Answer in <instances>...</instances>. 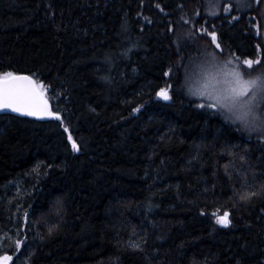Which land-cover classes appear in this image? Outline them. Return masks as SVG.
<instances>
[{"label": "trees", "instance_id": "trees-1", "mask_svg": "<svg viewBox=\"0 0 264 264\" xmlns=\"http://www.w3.org/2000/svg\"><path fill=\"white\" fill-rule=\"evenodd\" d=\"M255 5L210 18L206 0H0V73L34 76L62 117L0 113L7 264H264V142L183 87L198 45L214 49L206 33L182 45L190 32L259 56Z\"/></svg>", "mask_w": 264, "mask_h": 264}, {"label": "snow or ice", "instance_id": "snow-or-ice-1", "mask_svg": "<svg viewBox=\"0 0 264 264\" xmlns=\"http://www.w3.org/2000/svg\"><path fill=\"white\" fill-rule=\"evenodd\" d=\"M230 8L231 5H227L224 11L227 12ZM169 30L171 31V29ZM200 33H206L207 36L211 37L214 49L206 53L199 67L215 68L216 84L223 80L229 87L205 85L203 88L194 89L191 86L192 74L186 68L183 87L187 89V95L197 97L202 101L198 107L220 111L224 114V119L233 122L239 121L249 133L264 132V117L259 112L261 106H264V73L251 78L245 76V72L253 68L254 62L251 59L243 60L242 64L236 63L233 57L221 60L219 57L223 55V48L215 31L208 32L206 28H201L199 33L190 32L186 35L195 36ZM255 63L259 64L260 61ZM164 74L168 75V73ZM169 88L170 86L160 88L156 95L164 101H170L172 96ZM5 109L32 117H49L62 122L60 113L53 111L48 100L45 99L43 84L37 83L32 75L18 74L13 71L0 73V110ZM139 110V107L133 109L134 112ZM64 131L67 132L68 129L65 128ZM67 138L71 142L72 149L77 152L80 151V145L73 139L71 133L68 134ZM250 195L254 194L242 195L240 199L246 200ZM228 217L229 213L225 212L223 216L217 217V223L227 226L231 223ZM25 218H27V213H25ZM16 243L19 245L21 242L16 241ZM139 246V244L134 245L137 248ZM11 259L12 257L8 255L0 256V261H3L4 264H7Z\"/></svg>", "mask_w": 264, "mask_h": 264}, {"label": "rangeland", "instance_id": "rangeland-1", "mask_svg": "<svg viewBox=\"0 0 264 264\" xmlns=\"http://www.w3.org/2000/svg\"><path fill=\"white\" fill-rule=\"evenodd\" d=\"M256 3L257 5H255L258 10L259 13L261 15V20H260V24L257 27L258 28V33L260 35V41H261V46L259 48V56L253 60L254 64H253V68L250 71H246L245 72V76L246 77H255L260 73H264V0H206V14L210 17V18H216L218 17L221 13H229L233 8L238 9L239 11L245 12L246 10H249L250 8H252V5ZM234 4V5H233ZM227 5H231V8L229 11L225 12L224 8ZM215 13V14H213ZM198 40L196 37H189L187 39H183L182 40V45L186 44V43H196ZM213 51V49H205L202 48L199 50V45L197 47V49L195 50V52L197 53L196 55H194L195 57L192 58L186 65L185 69L187 68L188 71L192 74V81H191V86L195 89V88H203L205 87V85L208 86H217V87H221V88H227L229 87V85L227 83H224L223 80H221V82L219 84H216V69L213 67H208L205 66L203 68L199 67V65L201 64V62L204 59V56L206 55V53ZM219 52V51H217ZM229 57H233L236 61V63L242 64L243 60L245 59H240L236 56H233L231 54H227V53H223L222 56H220L219 58L221 60H227ZM256 61H260L259 64H256ZM38 83V82H37ZM45 88V87H44ZM186 89V88H185ZM187 90V89H186ZM169 92L171 95V87L169 88ZM187 92V91H186ZM47 91L45 89V99H47V95H46ZM189 96V95H188ZM191 98L195 99L197 104L201 103L202 101L197 98V97H193L190 96ZM162 99V98H161ZM48 100V99H47ZM208 111H211L212 113H216V114H220L223 118H224V114L220 111H215L212 109H208L207 107L202 108ZM259 112L261 114L262 117H264V106H261V108L259 109ZM226 120V119H225ZM227 122H229L232 125L237 126L241 133L246 136L247 138L253 139V140H259L261 142H264V132H251L249 133L247 130H245L241 123L239 121L233 122L232 120H226ZM222 225V224H220Z\"/></svg>", "mask_w": 264, "mask_h": 264}, {"label": "water", "instance_id": "water-1", "mask_svg": "<svg viewBox=\"0 0 264 264\" xmlns=\"http://www.w3.org/2000/svg\"><path fill=\"white\" fill-rule=\"evenodd\" d=\"M26 75H29V74H26ZM33 79L35 80V77L33 76ZM50 104V103H49ZM50 106H51V104H50ZM51 108H52V106H51ZM0 113H13V114H16V115H20V116H28V115H24V114H21V113H17V112H13L12 110H10V109H5V110H0ZM30 117H32V116H30ZM34 118H38V117H34ZM38 119H40V120H48V119H51V118H49V117H44V118H38ZM229 225V224H228ZM227 225V226H228Z\"/></svg>", "mask_w": 264, "mask_h": 264}]
</instances>
